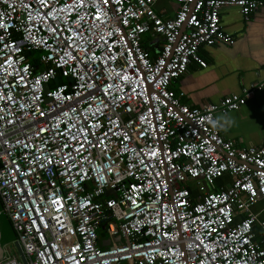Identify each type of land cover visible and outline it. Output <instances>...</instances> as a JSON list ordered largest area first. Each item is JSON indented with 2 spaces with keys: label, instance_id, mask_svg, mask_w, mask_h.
<instances>
[{
  "label": "built area",
  "instance_id": "2783aa9c",
  "mask_svg": "<svg viewBox=\"0 0 264 264\" xmlns=\"http://www.w3.org/2000/svg\"><path fill=\"white\" fill-rule=\"evenodd\" d=\"M176 1L0 0V203L26 264H264V147L216 117L263 85L199 108L171 88L233 45L222 8L264 1Z\"/></svg>",
  "mask_w": 264,
  "mask_h": 264
},
{
  "label": "crops",
  "instance_id": "0c3cea01",
  "mask_svg": "<svg viewBox=\"0 0 264 264\" xmlns=\"http://www.w3.org/2000/svg\"><path fill=\"white\" fill-rule=\"evenodd\" d=\"M153 9L160 17L171 18L178 10V3L176 0H154ZM220 23L234 39L233 45L201 47L198 53L206 61V68L189 64L187 72L173 81L171 88L184 93L183 103L199 108L227 95L240 94L251 84H262V90L249 96L241 108L226 114L217 113L216 117L222 124V136L232 141L237 149L264 147V14L255 12L245 20L237 8L225 7L220 11ZM143 44L155 54L148 37ZM223 179L229 184L228 176ZM218 185L220 180L214 188ZM252 210L260 214L259 218H264L260 203ZM254 230L258 231L257 225Z\"/></svg>",
  "mask_w": 264,
  "mask_h": 264
},
{
  "label": "water",
  "instance_id": "95a60500",
  "mask_svg": "<svg viewBox=\"0 0 264 264\" xmlns=\"http://www.w3.org/2000/svg\"><path fill=\"white\" fill-rule=\"evenodd\" d=\"M105 194L107 196L108 195L114 196L113 191H107ZM10 241L11 242L13 241V246L15 248L16 253L19 255V257L23 261V263L26 264L22 250H21L18 242L15 240L14 231H13L7 217L3 213L2 207L0 204V259H2L4 256V246L6 244L10 243ZM105 245H107V243Z\"/></svg>",
  "mask_w": 264,
  "mask_h": 264
},
{
  "label": "rangeland",
  "instance_id": "374dc122",
  "mask_svg": "<svg viewBox=\"0 0 264 264\" xmlns=\"http://www.w3.org/2000/svg\"><path fill=\"white\" fill-rule=\"evenodd\" d=\"M145 37H147V35H145ZM221 180H222V179H221ZM209 188H210V189H213V184H210V185H209ZM12 244H13V241H12V242L10 241V243L6 244V245L4 246V248L6 249V248L10 247Z\"/></svg>",
  "mask_w": 264,
  "mask_h": 264
},
{
  "label": "trees",
  "instance_id": "16d2710c",
  "mask_svg": "<svg viewBox=\"0 0 264 264\" xmlns=\"http://www.w3.org/2000/svg\"><path fill=\"white\" fill-rule=\"evenodd\" d=\"M143 46H144V44H143ZM146 49H147V47L146 46H144ZM63 80L61 79V78H59L58 80H57V82L56 83H61ZM1 204V203H0ZM8 219V218H7ZM9 221V220H8ZM10 223V222H9ZM11 225V224H10Z\"/></svg>",
  "mask_w": 264,
  "mask_h": 264
}]
</instances>
